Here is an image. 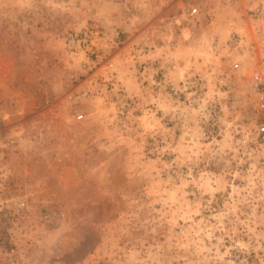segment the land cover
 Listing matches in <instances>:
<instances>
[{"label":"rangeland","instance_id":"obj_1","mask_svg":"<svg viewBox=\"0 0 264 264\" xmlns=\"http://www.w3.org/2000/svg\"><path fill=\"white\" fill-rule=\"evenodd\" d=\"M256 70L264 0H0V264H264Z\"/></svg>","mask_w":264,"mask_h":264},{"label":"built area","instance_id":"obj_2","mask_svg":"<svg viewBox=\"0 0 264 264\" xmlns=\"http://www.w3.org/2000/svg\"><path fill=\"white\" fill-rule=\"evenodd\" d=\"M193 12H195V9H193L192 13ZM235 66H237V64H235ZM252 85L253 89L257 93V99L260 107L264 108V87H262V85H264V76H262V74H260L257 70L252 73ZM142 86L144 87V85ZM171 90H174L173 86H171ZM117 92L119 95H122L121 88H118ZM79 117H82V115H79ZM258 133L260 134L261 138L264 139V124L258 126Z\"/></svg>","mask_w":264,"mask_h":264}]
</instances>
